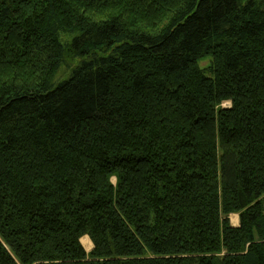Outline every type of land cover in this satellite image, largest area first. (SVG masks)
<instances>
[{"label": "trees", "instance_id": "trees-1", "mask_svg": "<svg viewBox=\"0 0 264 264\" xmlns=\"http://www.w3.org/2000/svg\"><path fill=\"white\" fill-rule=\"evenodd\" d=\"M0 264H264V0H0Z\"/></svg>", "mask_w": 264, "mask_h": 264}, {"label": "rangeland", "instance_id": "rangeland-1", "mask_svg": "<svg viewBox=\"0 0 264 264\" xmlns=\"http://www.w3.org/2000/svg\"><path fill=\"white\" fill-rule=\"evenodd\" d=\"M210 61H211V59L208 57V58H203V59H200V61H199V65H200V67H207L208 65H209V63H210ZM64 68H61L60 70H59V72H58V77L60 76V77H64ZM222 105L224 106V107H229L230 106V103L228 102V101H225V102H223L222 103ZM113 180V179H112ZM227 219H228V221L230 222V224L232 225V226H238L239 225V213H230V214H228L227 215ZM85 239H87V240H85ZM84 240V241H83ZM80 241H81V244H82V246H83V248H84V250L85 251H87V252H89L90 251V249H92V244H91V240L90 239H88V237L87 236H82V237H80Z\"/></svg>", "mask_w": 264, "mask_h": 264}, {"label": "bare ground", "instance_id": "bare-ground-1", "mask_svg": "<svg viewBox=\"0 0 264 264\" xmlns=\"http://www.w3.org/2000/svg\"><path fill=\"white\" fill-rule=\"evenodd\" d=\"M85 240H87V239H85ZM84 241V240H83Z\"/></svg>", "mask_w": 264, "mask_h": 264}, {"label": "crops", "instance_id": "crops-1", "mask_svg": "<svg viewBox=\"0 0 264 264\" xmlns=\"http://www.w3.org/2000/svg\"><path fill=\"white\" fill-rule=\"evenodd\" d=\"M92 244V243H91ZM92 246V245H91Z\"/></svg>", "mask_w": 264, "mask_h": 264}]
</instances>
